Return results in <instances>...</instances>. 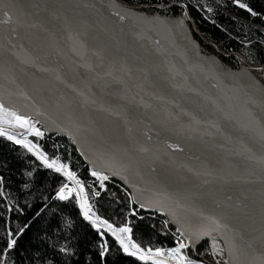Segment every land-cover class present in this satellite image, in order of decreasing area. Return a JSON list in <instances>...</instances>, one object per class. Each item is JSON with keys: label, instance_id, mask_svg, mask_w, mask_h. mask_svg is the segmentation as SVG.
I'll use <instances>...</instances> for the list:
<instances>
[{"label": "bare ground", "instance_id": "6f19581e", "mask_svg": "<svg viewBox=\"0 0 264 264\" xmlns=\"http://www.w3.org/2000/svg\"><path fill=\"white\" fill-rule=\"evenodd\" d=\"M171 29L121 20L108 0H0V102L81 132L94 168L193 240L220 238L229 264H264V93L191 68L187 28ZM119 160L125 174L107 165Z\"/></svg>", "mask_w": 264, "mask_h": 264}, {"label": "trees", "instance_id": "16d2710c", "mask_svg": "<svg viewBox=\"0 0 264 264\" xmlns=\"http://www.w3.org/2000/svg\"><path fill=\"white\" fill-rule=\"evenodd\" d=\"M119 1L131 6L144 7L149 12L154 11L155 7H160L161 13L171 16L182 13L188 17L195 38L200 42L204 52L218 55L223 62L233 68H238L242 64L240 57L252 65L264 67V0H242L257 12L256 16H252L246 9L239 8L234 0ZM208 8H212L213 11L209 12ZM38 127L43 131L40 125ZM28 139L39 143L50 156H60L61 160L68 163L72 170L86 180L87 184H93L91 169L71 140L58 135H48L45 132L43 137L29 135ZM33 160L34 157L22 146L0 137V175L5 177L8 190L12 193L11 199H16L18 196L20 207L24 209L23 213L10 214L11 226L16 228L31 223V227L19 241L21 249H28L27 253L21 251L19 254L24 257V264H29V255L32 258L31 264H39L36 257L44 251L51 253V245L54 241L59 239L61 243L64 242L61 237L70 239L74 245H77L81 255L75 259H78L79 264H94L95 232L78 216V209L72 203L64 202L63 208L65 216H71L75 221L71 230L65 229L60 215L54 216L50 209L36 216V212L45 203L52 208H56L61 203L45 201V197L54 194L60 182L58 174L39 169L36 171V179L30 185V190L18 191L28 180L23 173L30 170L29 166ZM105 183L107 190L102 192L101 198H94L93 201L98 200L97 208L101 215L120 223L129 210H134L136 215L131 219L134 238L138 242L145 247L175 246L177 240L181 238L180 234L164 216L139 207L128 191L116 181L109 179ZM3 208L4 204L0 202V214L3 213ZM4 219H0V239L5 235ZM208 245L209 240H206L195 249H189L188 253L193 259L208 264L204 254ZM123 264H142V262L134 257H124Z\"/></svg>", "mask_w": 264, "mask_h": 264}, {"label": "snow or ice", "instance_id": "6c2138e0", "mask_svg": "<svg viewBox=\"0 0 264 264\" xmlns=\"http://www.w3.org/2000/svg\"><path fill=\"white\" fill-rule=\"evenodd\" d=\"M234 3L241 9H246L252 16H256L257 12L253 10L249 4L242 0H234ZM186 7V6H185ZM209 12L212 8L207 9ZM127 16H136L134 9L125 10ZM7 15V13H6ZM117 16L121 20L125 19L124 15L117 12ZM38 122L23 114L18 113L12 108L0 102V137L6 138L15 145L22 146L27 153H30L34 160L30 164V170L23 173L28 178L19 192L30 190V185L36 179V171L44 169L53 174H58L60 182L54 190V194L45 197V201L61 202L56 208L45 203L36 216L51 210L53 215H60L63 226L67 230L74 227L75 221L71 216H65L63 208L64 202L72 203L78 209V216L87 222L91 229L95 232V261L94 264H123L124 257H134L142 264H203L202 261L193 259L188 250L192 247L193 241L190 237H185L180 232V239L177 240L175 246L153 247L143 246L134 238V226L131 217L135 216L134 210H129L127 216L120 222L106 218L99 213L97 202H93L94 198H101L102 192H105L106 181L109 175L102 170L93 168L90 171L91 177L94 178L93 184H87L78 173L70 167L68 163L61 160L60 156L49 155L39 143H35L28 139L29 135L35 137H43L44 132L36 126ZM22 130L17 132L15 130ZM12 193L8 190L5 177L0 175V202L4 204L3 213L0 219H4V237L0 239V264H24V257L20 256V252H28V249H21L19 241L25 235L26 231L31 227V223L13 228L11 226V216L13 212L23 213L24 209L20 207L19 197L11 199ZM141 207H144L141 205ZM59 227V225H58ZM179 232L180 230L177 229ZM47 238V237H45ZM64 242L56 240L51 245V253L48 251L41 252L36 259L39 264H79L77 258L81 255L78 252L77 245H74L70 239L61 237ZM39 251V250H37ZM215 255V253H212ZM19 256V258H17ZM31 256H28L29 264H31Z\"/></svg>", "mask_w": 264, "mask_h": 264}, {"label": "water", "instance_id": "95a60500", "mask_svg": "<svg viewBox=\"0 0 264 264\" xmlns=\"http://www.w3.org/2000/svg\"><path fill=\"white\" fill-rule=\"evenodd\" d=\"M108 3L110 5V7L116 13L119 12L120 15H124L125 16V20L126 19H129V20H132V21L138 20V21H141V22L146 23L148 25L150 24V25H153V26L161 27V28H164L166 30H169V29L172 30L171 28L173 26H175L176 23H179V24L184 23L185 27L188 30V33H187V36H186V40H184V41H186L187 45L190 47L191 51L189 53H190V56L192 57V58L189 57L190 60L189 61L186 60V61H187L188 65L191 66V68H193L194 70L201 71L203 69H208V68H211V67H215L217 69V71H219V73H221L220 75H224V76L228 75L226 77L230 76V77H239V78L245 77V78H248L254 83L255 86H253V88H256V91L264 93V76H263L262 80H259L258 78H256L254 76V74L252 73L253 72V67L248 62L244 61L243 64H241L238 68H233V67L229 66L228 64H226L225 62H223L222 59L218 55L209 54V53L204 52L200 42L198 40H196V38H195L194 29L191 27V25H190V23L188 21V17H186L184 14L180 13V14H176V15H173V16L168 15V14H164V13L160 12V9H161L160 7H155L156 9L154 11L149 12V11L145 10L144 7L131 6V5H128V4H125V3L121 2L124 5H126V6H122L121 4H119L115 0H108ZM126 9H134L135 12H136V16L135 17L127 16L126 12H125ZM134 19H136V20H134ZM169 26H171V27H169ZM176 39H179V38L176 37ZM185 49L189 50L188 48H185ZM130 65H132V63ZM209 66H211V67H209ZM165 89H166L167 93L174 94V95H170L172 97H174L175 94L177 95V93H178L177 91H180V90H177V88L173 87L172 85H171V87L168 86ZM174 99H177V98H174ZM39 112H41L40 113V117L41 118L47 119V121H46L47 125H51L53 127H58V128H62V129H67V127L63 125L64 123L62 124V122H60V121H58L56 119H53L52 116L50 118V116H49L50 114H48L47 112H43V111H39ZM18 113H20V112H18ZM20 114L25 115L24 113H20ZM38 124L42 127L43 131L45 133H47L48 135H58L60 137H64V138H67V139L71 140L73 145L77 149V151L80 153V155L84 159L85 163L90 167L91 170L94 168L93 165L90 162H88V160L86 159L83 151L81 150L82 149L81 146L83 147V145L81 143L82 139H83V136H82L81 132L78 133V135H76V138L78 139V142H77L75 137H73L72 135L69 136L68 134H61L58 131H48L46 129V124H45V122H43V120L42 121L38 120ZM163 160H165V159L163 158ZM111 164L112 163H107V165L109 167H113L116 170L120 171L121 173L125 174L124 166H126V165H124L123 161L119 160V163H116V164H121V166L124 165L123 167L117 166L118 167L117 168L116 165L114 167ZM104 172L109 175V179L110 180L116 181L117 183L122 185L128 191V193L131 195L133 201L139 207H141L142 204L139 203V201L136 200L133 190H131V188L127 184H125L122 180H120L116 176L112 175L110 172H108L106 170ZM128 178L131 181H134V179L130 178L129 176H128ZM197 178H198V175H196V178L192 177L191 181H193V179H194V181L197 180V181H200L201 183H208L207 180H199ZM141 208L144 209V210H147V211L157 212V213L161 214L162 216H164L167 219L169 224L174 229H176V230L179 229L180 230L179 233L183 232L171 220L168 212H166V211H164L162 209L158 210V209L146 208L145 206L141 207ZM184 235H185V237H190V236L186 235L185 233H184ZM210 236L211 235H204L198 242L196 240H193L192 237H190L191 240L194 242L190 249H192V250L195 249L200 243L210 239ZM217 239L220 242H222V240L220 238H217Z\"/></svg>", "mask_w": 264, "mask_h": 264}, {"label": "rangeland", "instance_id": "374dc122", "mask_svg": "<svg viewBox=\"0 0 264 264\" xmlns=\"http://www.w3.org/2000/svg\"><path fill=\"white\" fill-rule=\"evenodd\" d=\"M240 59H241L242 64L244 61L248 62L243 57H240ZM250 65L253 67L254 76L256 78H258L259 80H262L263 76H264V67L258 66V65H252V64H250ZM38 125L39 124H37L36 126L38 127ZM15 131L20 132L22 130L17 129ZM208 240H209V245H208V248L205 250V253H204L207 257L208 264H229V262H231V261L228 260L229 256H228V254L226 255L227 252L225 253V250L222 246V243L217 238H215L213 236H212V238H210ZM200 244H202V243H200ZM212 253H215V255H213ZM203 264H205V263H203Z\"/></svg>", "mask_w": 264, "mask_h": 264}]
</instances>
